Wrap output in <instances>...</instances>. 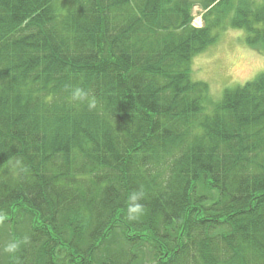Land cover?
<instances>
[{"label":"trees","instance_id":"1","mask_svg":"<svg viewBox=\"0 0 264 264\" xmlns=\"http://www.w3.org/2000/svg\"><path fill=\"white\" fill-rule=\"evenodd\" d=\"M227 28L264 53V0H0V264H264V71H190Z\"/></svg>","mask_w":264,"mask_h":264},{"label":"rangeland","instance_id":"2","mask_svg":"<svg viewBox=\"0 0 264 264\" xmlns=\"http://www.w3.org/2000/svg\"><path fill=\"white\" fill-rule=\"evenodd\" d=\"M202 12L200 4L192 5V25H202ZM244 35L242 29L227 28L218 34L214 43L192 56V79L207 83L213 97L221 96L225 88L242 85L264 71V53L248 46ZM21 233H18L20 238L23 237ZM2 235L6 236L5 230ZM139 256L141 264L150 263L146 247Z\"/></svg>","mask_w":264,"mask_h":264},{"label":"clouds","instance_id":"3","mask_svg":"<svg viewBox=\"0 0 264 264\" xmlns=\"http://www.w3.org/2000/svg\"><path fill=\"white\" fill-rule=\"evenodd\" d=\"M69 99L75 104L86 105L90 110L95 108L96 106V101L94 99H90L88 91L80 87L71 89ZM144 196L145 192L141 189L139 191L133 192L129 197L130 203L128 207V219L130 221H135L144 214V206L138 203V201L140 199H143ZM22 242H26V238L24 241H17L16 239H12L4 246L3 251L9 254V256H14L15 253L19 250L20 244Z\"/></svg>","mask_w":264,"mask_h":264}]
</instances>
